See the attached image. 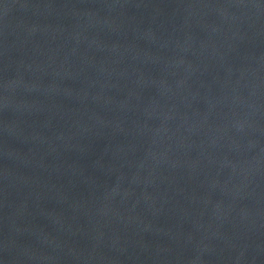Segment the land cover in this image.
Segmentation results:
<instances>
[{
	"label": "water",
	"instance_id": "water-1",
	"mask_svg": "<svg viewBox=\"0 0 264 264\" xmlns=\"http://www.w3.org/2000/svg\"><path fill=\"white\" fill-rule=\"evenodd\" d=\"M0 264H264V0H0Z\"/></svg>",
	"mask_w": 264,
	"mask_h": 264
}]
</instances>
